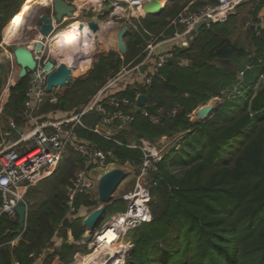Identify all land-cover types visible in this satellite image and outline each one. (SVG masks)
Here are the masks:
<instances>
[{"label": "trees", "instance_id": "trees-1", "mask_svg": "<svg viewBox=\"0 0 264 264\" xmlns=\"http://www.w3.org/2000/svg\"><path fill=\"white\" fill-rule=\"evenodd\" d=\"M189 1L169 0L162 13L146 14L141 23L154 34L170 35V20ZM216 1L192 0L188 11ZM22 3L28 11L30 0H0V42L3 28ZM246 3L250 5L251 24L257 28L248 30V38L240 43L231 38L229 24ZM260 14L264 19V0L241 3L225 22L194 30L186 47L173 45L172 62L166 63L149 85L143 84L139 75H132L133 79L113 90L131 100L143 93L147 95L144 109L150 115L161 116L176 108L173 117L154 124L137 113L108 139L88 129L101 120L94 112L83 117L87 129H76L86 142L111 151L107 162L119 165L128 161L135 166L142 159L140 149L126 144H139L141 139L154 142L162 136L173 139L157 163V173L152 174L151 220L130 231L132 247L126 264H264V83L257 82L259 77L264 79V22ZM21 22L22 15L13 22V31H21ZM124 41L127 50L123 60L115 50L99 53L84 79L72 80L63 94L53 92L56 102H50L49 95L45 97L37 116L42 119L75 112L122 65L138 63L144 48L142 39L129 29ZM29 82L25 76L11 87L5 107L4 115L18 125L24 122L21 110ZM2 85L0 75V90ZM215 98L221 99L215 112L204 121L194 120L193 112ZM84 167L83 157L69 148L47 178L49 198L28 205L24 229L18 225V216L0 215V264H51L55 256L64 261L75 251L85 229L78 215L71 217L69 227L63 225L65 187L75 171ZM87 196L77 197L76 209L81 204L96 208L98 201H89ZM1 201L0 195V206ZM57 238L62 240L60 244Z\"/></svg>", "mask_w": 264, "mask_h": 264}, {"label": "built area", "instance_id": "built-area-1", "mask_svg": "<svg viewBox=\"0 0 264 264\" xmlns=\"http://www.w3.org/2000/svg\"><path fill=\"white\" fill-rule=\"evenodd\" d=\"M75 8L72 18H65L58 23L54 17L52 0H49L48 13L52 17L53 31L49 36L39 33L29 42L16 39L15 45H25L32 52L36 62L32 70L34 80H30L25 90V99L21 110L23 124L18 125L12 117H6L5 107L8 103L11 87L19 81L17 65L12 53L7 59V67L3 77V85L0 90V215L5 214L10 218L18 216L16 207L24 205L26 217L28 210L27 194L39 182L51 177L62 163L64 155L69 148H73L84 159V168L75 171L70 183L66 186V217L76 216L78 210L75 202L81 194L88 195L95 188L98 178L110 170L115 162H107L111 151H104L99 147L86 142L77 134L78 127L86 128L83 117L90 113H98L100 122L94 128H88L103 137H112L123 127L127 126L135 118L136 97L134 100L125 96H119L113 92L114 88L122 84L129 74L139 75L141 82L149 85L155 76H160V70L169 59L174 57L173 45L176 43L183 47L188 45V39L195 30L194 26L204 20L222 22L238 5L247 0H217L209 3L196 12H189L187 7L170 20L168 27L180 26L178 31L170 35L161 32L154 34L141 23L146 15L143 5L152 0H64ZM164 1V0H158ZM43 6V4L41 3ZM89 13H98L103 16H111L112 19L135 30L144 43L142 59L131 67L122 65L117 74L108 79L85 103L75 112L60 117L51 115L39 118L37 113L41 109L46 96H50V102H56L57 95L44 92L48 75L61 63L53 53L56 35L62 30L59 27L66 21H88ZM98 23L96 18H93ZM112 21V20H111ZM30 22V21H29ZM100 24V23H99ZM101 26V25H100ZM36 28V27H35ZM89 37H94L90 31ZM94 39V38H93ZM96 41V39H94ZM119 58L124 59V53L116 50ZM82 56V55H79ZM63 62V61H62ZM65 63V62H64ZM91 63V62H90ZM67 64V63H66ZM71 65V64H67ZM127 66V67H126ZM143 68V71H140ZM249 68V66H247ZM240 72V76L242 75ZM146 105V104H145ZM141 108V113L149 117L154 124H159L162 118H170L176 115L177 109L165 111L161 116L150 115ZM22 127L18 133L17 127ZM101 128L105 131L102 132ZM87 129V128H86ZM170 142L167 136H162L154 142L141 139L139 144L130 143L126 146L138 148L142 152V159L135 167V182L133 188L122 195L125 208L113 215L111 222L98 232H95L93 242L98 244L101 236L110 229L114 233V243L121 241L144 222L151 220L149 203L151 199L150 188L154 183L153 173H157V163L167 151ZM90 166H87V163ZM102 170V172H99ZM26 225V223H25ZM25 228V227H24ZM14 243V241H13ZM131 245H123V253L120 254L122 262L129 252ZM46 252V248L43 249ZM74 255H79L75 252ZM91 255V254H90ZM89 255V257H90ZM88 257V258H89ZM121 261V259H119Z\"/></svg>", "mask_w": 264, "mask_h": 264}, {"label": "water", "instance_id": "water-1", "mask_svg": "<svg viewBox=\"0 0 264 264\" xmlns=\"http://www.w3.org/2000/svg\"><path fill=\"white\" fill-rule=\"evenodd\" d=\"M169 1V0H167ZM167 1H158V0H152L150 2H147L143 5V10L145 14H153L158 15L163 12ZM52 9L54 13V17L56 19V22L61 23L65 18H72L74 16L75 8L72 5H69L64 0H52ZM33 15L30 20H27V22L30 21L31 26L38 28V31L43 36H49L51 32L53 31V24H52V17L48 13V7L45 5H37V7H33L32 9ZM31 11V12H32ZM35 16V17H34ZM212 23L211 20L207 19L204 21H201L197 23L194 26L195 30L200 29L203 25ZM29 25L28 23H25L26 27ZM79 26L86 27V35L90 31L92 34H94V39H98V32L101 29L100 24L94 20L90 19L88 21H80ZM254 25H250V29H253ZM128 33V26L122 25L116 35V41H117V49L121 53H125L127 50L124 37ZM192 38V37H191ZM181 50H178L176 52V55L179 54ZM12 55L19 66L18 70V77L21 79L25 76H28L30 80H34V74L32 73V70L35 68L36 62L33 58L32 52L30 49L25 45H15L12 50ZM172 59H169L167 63H171ZM75 69L74 65H67L64 62H61L57 68L51 72L47 77L46 86L44 88V92L51 93L53 90L68 86L72 81V71ZM143 71V68L140 70ZM147 101V95L140 93L136 97V113H140L141 108L145 106ZM195 119L198 121H204L208 119L214 112L215 107L212 104H205L204 106H200L195 110ZM18 133L22 132V127H17ZM87 166H90V163H87ZM125 167L135 171V167L131 165L128 161L125 163ZM127 173H124L122 169L120 168H114L110 169L106 172H104L99 178H98V199L101 203L100 206L93 211H91L89 214H87L84 219L82 226L85 229V232L83 234L82 241L84 243H89L88 247L91 249L92 246H94V243L91 241L92 233L96 230L99 222L103 219L105 216L107 209L110 205L114 202V193L117 190L120 183L123 181ZM17 214H18V225L21 229H24L25 223H26V209L24 205H18L16 207ZM63 225L66 227L70 226V218L65 217L63 219ZM91 241V242H90ZM120 255H118L119 257ZM110 264V263H109Z\"/></svg>", "mask_w": 264, "mask_h": 264}, {"label": "rangeland", "instance_id": "rangeland-1", "mask_svg": "<svg viewBox=\"0 0 264 264\" xmlns=\"http://www.w3.org/2000/svg\"><path fill=\"white\" fill-rule=\"evenodd\" d=\"M30 2H31V5H32V9H33V7H36L37 4L38 5L41 4L39 2V0H31ZM191 3H192V0L189 1L188 5H190ZM43 5H45V4H43ZM249 7H250V5L248 3L244 4L243 6H241V8H239L237 10L238 14H236L237 15L236 18L235 19L232 18L231 19V23L229 24V30L231 31V33H230L231 38L233 40H236V41L240 42V43L246 41V39L248 38V35H247L248 30H250L252 32L254 29L257 28V24H251L252 17L250 16V14L248 12ZM199 10H200V8H199ZM31 11H30V13H31ZM196 11H198V10H195L193 12H196ZM30 13H29V15H30ZM261 14H260L259 18H260L261 23H263L264 19H263V16ZM230 15H231V13L228 14L226 19L224 21H222V22H225L226 20H228ZM28 18L26 17L27 20H28ZM76 21L78 22V20H70L68 22L66 21L59 28L63 29V28H65V26H69V24L76 23ZM7 24H6V26H7ZM250 25H255V27L253 26V29H250ZM20 30H21L20 32H19V30L18 31H14L13 35H11L12 36L11 39H13V40L10 41L9 43H6V45L3 46L4 49L0 48V75H1L2 78L4 77V74H5V71H6L7 59L9 57V55L12 53V50H13L15 44H16L15 38L19 37L22 34V22H21V29ZM2 32H3V30H2ZM112 33H113V31H112ZM106 34L108 35L109 33L107 32ZM84 37H85V40H86L87 39L86 38V34H84ZM112 43H113V46L115 47V49L118 50L117 47H116V44L114 43V41H112ZM54 44L55 43L52 42V45H54ZM55 46L56 47H53L52 50H53L54 53H57L61 49V47H59L60 45L58 44V40L56 41ZM73 47L71 49L72 51L70 52L72 54V56H73V54L75 56L80 55L81 54L80 51L77 50L76 47H74V48ZM64 48H65V46H64ZM66 48H69V47H66ZM64 51H65V49H64ZM100 51H103V48L101 50L100 47H96L95 46V51H94L95 53L93 55L95 56V54H96V56L93 57L92 62L97 57V55H98V53ZM104 53H107V52H104ZM64 54L68 56L67 52H65ZM58 57H59V54H58ZM71 58L73 59V57H71ZM58 59L63 61L62 59H60V57ZM69 60H71V59H69ZM132 63H133V61H130L129 64H127V66L130 67L132 65ZM76 76L73 75L72 76V80L76 79L77 78ZM79 78H81V77H79ZM257 82L264 83V79L262 77H259ZM65 88H66V86L58 88V89H55L53 92H56L57 94H63V93H65ZM220 101H221L220 98H215V99H213L212 101H210L207 104H212L215 107V109H216V108L219 107L218 103H220ZM201 106H204V105H201ZM195 113L196 112L194 111L193 114H192L194 120H196L195 119ZM101 131L104 132L105 129L101 128ZM172 141H173V139L167 137V142L171 143ZM132 143H134V142H132ZM114 168L122 169L124 173H127V175L125 176V178L120 183V185L118 186L117 190L114 193V199L116 200V202H114L112 205H110L108 207L105 216L99 222L96 230L92 233V235H91L92 236V238H91L92 242H93V238H94L95 232H98L104 226L108 225L111 222V220L113 218V215L115 213L124 210L125 202L121 201L120 199L122 198V195L124 193L130 191L133 188V185H134V182H135V171H132V170L126 168L125 165H119L117 163L116 164H112L110 166V169H114ZM99 172H102V170H100ZM49 184H50V179L49 180L45 179V180L39 182L37 184V186H35L34 189L30 190V192L27 195V202L29 203L28 205L39 204L41 201L48 199L49 195H47V194L49 192V187H48ZM61 189L63 190V185H61ZM65 191H66V187H65ZM63 192H64V190H63ZM86 199H88L89 201L97 200L98 201V205L96 206V208H98L100 206L101 203L99 202V199H98V180L96 182L95 188L93 189L92 192H90V194H88ZM96 208H94L92 205L81 204V205H79V207L77 209H78V213H80V212L81 213H85L86 212L87 214H89L91 211H93ZM81 218L84 219L83 216H81ZM130 239H131V237H130V233H129L121 241V243H114V244L121 245V246L126 245V244L131 245ZM77 243H78V245H77L75 251L69 257H67L64 261H61L58 258V256L54 257L55 261L53 263H51V264H86L89 255L91 254V252L95 248L94 247L95 243L93 242L94 246H92L91 249L88 247L89 243H84L82 241V238ZM131 247H132V245H131ZM130 249L131 248H129V250ZM123 251H124V249L122 250V253H123ZM75 252H78L79 255H77V256L74 255ZM127 255L128 254H126L125 257H124V262H122V258L117 257L118 259H121V261L119 260V262L121 264H126V261H125L126 259L125 258H126Z\"/></svg>", "mask_w": 264, "mask_h": 264}, {"label": "crops", "instance_id": "crops-1", "mask_svg": "<svg viewBox=\"0 0 264 264\" xmlns=\"http://www.w3.org/2000/svg\"><path fill=\"white\" fill-rule=\"evenodd\" d=\"M31 1V0H30ZM165 1H167V0H164L163 2H165ZM31 3V2H30ZM29 3V4H30ZM49 3V2H48ZM47 3V4H48ZM167 3H168V1H167ZM38 5V4H37ZM37 5H36V7H37ZM187 10H188V7H187ZM27 12V10H24V7H23V3H22V5H21V7H20V10H19V12L14 16V18H11V20L9 21V23L7 24V26H5L4 28H3V32L1 33V42H0V48H3V46L4 45H6V43H9L10 41H12L13 39H11L12 38V36L11 35H13V33H14V31H13V27H12V25H13V22L15 21V19L18 17V16H21V15H24L26 12ZM33 12L34 11H32L31 13H30V15L32 16L33 15ZM29 13L27 14V18H28V20H30L31 19V17H30V15H29ZM90 15L89 16H91V17H89V18H87V19H93V18H96L98 21H99V23H100V25H101V29H100V31L98 32V39H96V41H95V45H96V47H100L101 48V50H102V48H103V51H100L99 53H101V52H108L109 50H116L115 49V47L113 46V43H112V41H114V43L116 44V47H117V41H116V35H117V32H118V30H119V28L121 27V22L120 21H116V20H114V19H112L111 18V16L109 15H107V16H103V15H99L98 13H89ZM35 17V16H34ZM112 20V21H111ZM66 21L68 22V21H70L69 19H66ZM65 21V22H66ZM28 24L30 25H27L25 28H24V30H23V33L19 36V37H17L18 39H20V41H23V42H29L31 39H33V38H36L37 37V35H38V28H35V27H33V26H31V23L30 22H28ZM76 24L77 25H79V23H77L76 22ZM23 25H24V23L22 22V27H23ZM69 25H71V24H69ZM66 27H68V26H65V28ZM64 29V28H63ZM180 29V26H176V27H173V31H178ZM112 31H113V33H112ZM109 33L108 35L106 34V33ZM84 34H85V32H84ZM84 34L82 35L83 36V38H84V47H85V51H84V58H82L79 62H83V63H86V62H91L90 63V65H89V67L87 68V69H83V68H81V70L79 69L78 71H76L77 70V67L76 66H78L77 65V60H75L74 59V55L72 56L73 57V59L71 58V60L70 61H72V62H69V64H71V65H74L75 66V70H73V72H72V76L74 75V76H76L77 78L76 79H84L88 74H89V72L91 71V69H92V67H93V64H94V62L97 60V57H98V55H99V53H98V55H97V57L93 60V62H92V59H93V57H95L96 56V54H95V56L93 55V56H91V57H89L88 56V54L90 53V51H95V46H94V44H93V39H92V37H89L88 35H86V40H85V37H84ZM17 38H15V42L17 41L16 39ZM56 44V43H55ZM55 44H54V47H56L55 46ZM177 44V43H176ZM88 49H87V48ZM70 48V47H69ZM69 48H65V49H69ZM4 49V48H3ZM87 50V51H86ZM81 53V52H80ZM95 53V52H94ZM55 55H57L58 56V52L57 53H54ZM87 54V55H86ZM82 55V54H81ZM83 57V56H82ZM77 58H81V56H77ZM80 65V64H79ZM79 77H81V78H79ZM131 78H132V74H129L128 76H126L125 77V79L123 80V82H122V84L125 82V81H128V80H131ZM133 79V78H132ZM75 80V79H74ZM122 84H120V85H122ZM193 117V116H192ZM119 211V210H118ZM117 212V211H116ZM79 217H81V216H83V217H85L86 215H87V213L85 212V213H78L77 214ZM58 239V243L60 244L61 243V239L60 238H57ZM15 242V241H14ZM55 257H57V256H55ZM55 261V259L51 262V263H53Z\"/></svg>", "mask_w": 264, "mask_h": 264}, {"label": "bare ground", "instance_id": "bare-ground-1", "mask_svg": "<svg viewBox=\"0 0 264 264\" xmlns=\"http://www.w3.org/2000/svg\"><path fill=\"white\" fill-rule=\"evenodd\" d=\"M39 2L42 4H47L49 2V0H40ZM29 8L30 9L24 15H22V22L24 23V25L22 27V33H23L24 28H25L24 27L25 23H27L26 16L32 10L31 3H30ZM85 29H87V28L86 27L81 28L76 23H73V24L69 25L68 27L62 29L61 32H59L55 37V43L58 40V44L60 45L59 47H61V49L58 51V54H59L60 59L63 60V62H65L67 64H69V62H72L69 59H71V57H72V54L70 52L72 51L71 49L73 46L76 47V49L81 52V54L83 56V57L81 56V58H77V56H75L73 54L74 55L73 57L75 60H77V65H78V66H76L77 67L76 71H78L79 69L81 70V68L87 69L90 65V62H86V63L79 62L82 58H84L85 47L83 44L84 38L82 35L86 31ZM93 44H94V46H96L94 39H93ZM64 46H65V48L66 47H70V48L65 49ZM64 49H65V51H64ZM65 52L68 53V56L64 54ZM93 54H94V51L92 50V51H90L88 56L91 57ZM55 56L57 57V59L59 58L57 55H55ZM58 61L62 62L59 59H58ZM114 236H115L114 233L110 229H108L104 233L103 236H101V234H100V240L98 241V244H95V246H94L95 248L91 252V255L88 258L86 264H109V263L110 264H121L117 257L120 253H122L123 246L114 244V242H113Z\"/></svg>", "mask_w": 264, "mask_h": 264}]
</instances>
